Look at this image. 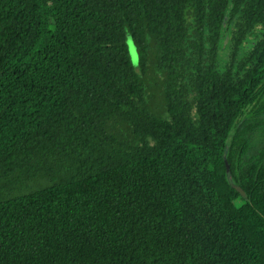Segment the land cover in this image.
<instances>
[{"label":"trees","instance_id":"obj_1","mask_svg":"<svg viewBox=\"0 0 264 264\" xmlns=\"http://www.w3.org/2000/svg\"><path fill=\"white\" fill-rule=\"evenodd\" d=\"M0 264H264V0H0Z\"/></svg>","mask_w":264,"mask_h":264},{"label":"water","instance_id":"obj_2","mask_svg":"<svg viewBox=\"0 0 264 264\" xmlns=\"http://www.w3.org/2000/svg\"><path fill=\"white\" fill-rule=\"evenodd\" d=\"M226 40H224L225 42ZM126 44H127V49H128V53H129V56H130V59L132 61L133 64H136L137 62V59H138V56H137V52H136V48H135V45L131 39L130 36H127V39H126ZM136 62V63H135ZM226 171H227V166H226ZM232 186L243 196H245V192L243 191V189L240 187V186H237L235 184H232Z\"/></svg>","mask_w":264,"mask_h":264},{"label":"flooded vegetation","instance_id":"obj_3","mask_svg":"<svg viewBox=\"0 0 264 264\" xmlns=\"http://www.w3.org/2000/svg\"><path fill=\"white\" fill-rule=\"evenodd\" d=\"M230 176V175H229ZM231 177V176H230ZM236 185V184H235ZM237 186H238V184H237ZM244 191V190H243ZM242 197H244V198H246L247 196L245 195V196H243V195H241Z\"/></svg>","mask_w":264,"mask_h":264},{"label":"rangeland","instance_id":"obj_4","mask_svg":"<svg viewBox=\"0 0 264 264\" xmlns=\"http://www.w3.org/2000/svg\"><path fill=\"white\" fill-rule=\"evenodd\" d=\"M224 40H226V38H225ZM226 41H227V40H226ZM136 62H137V61H136ZM136 62H135V63H136ZM240 203H242V200H239V204H240Z\"/></svg>","mask_w":264,"mask_h":264}]
</instances>
